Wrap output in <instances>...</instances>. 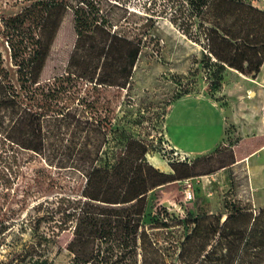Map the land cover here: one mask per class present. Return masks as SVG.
<instances>
[{
	"label": "trees",
	"instance_id": "1",
	"mask_svg": "<svg viewBox=\"0 0 264 264\" xmlns=\"http://www.w3.org/2000/svg\"><path fill=\"white\" fill-rule=\"evenodd\" d=\"M71 1L20 0L19 11L0 19V37L10 63L9 67L0 51V139L22 151L41 155L45 149L43 119L51 113L62 114L56 87L46 90L32 80V67L41 58L40 31L51 10L61 5L71 10L76 45L84 49L76 56L86 67L97 59L93 68L100 71V77L119 49L120 81L105 73L100 83L126 87L146 45L112 32L99 0ZM172 1L200 17L198 28L206 32L208 53L215 59L208 63L215 68L212 87L219 88L228 69L257 77L264 63L263 9L250 0ZM148 151L145 142L125 133L118 150L90 167L77 195L46 198L38 204L43 209L35 218L39 247L22 245L17 251L13 241L11 258H0V264H51L47 245L40 248L43 242L67 249L72 255L69 264H264V205L255 209L249 199L245 205L240 200H225L220 212H197L183 218H164L157 212L145 224L150 191L213 173L231 163L233 154L229 160L210 164L213 154L221 151L218 147L192 161L172 162V170L165 172L147 161ZM234 183L232 178L231 192ZM43 222L54 226L52 235L39 232ZM8 228L0 219V249L11 234Z\"/></svg>",
	"mask_w": 264,
	"mask_h": 264
},
{
	"label": "rangeland",
	"instance_id": "2",
	"mask_svg": "<svg viewBox=\"0 0 264 264\" xmlns=\"http://www.w3.org/2000/svg\"><path fill=\"white\" fill-rule=\"evenodd\" d=\"M250 1L258 8H264V0ZM99 2L110 18L112 32L140 39L146 45L126 87L103 84L100 78H105V73L116 82L120 81L119 49L112 53L107 61L109 66L101 71L100 77V71L93 68L97 59L91 67H86L83 59L80 61L76 56L84 49H78L76 45L71 10L61 5L46 15L40 31L41 58L32 67V80L45 85L46 90L56 87L60 92L62 114L51 113L43 119L45 149L41 155L22 151L0 139V219L5 220L8 230H12L0 249V258L4 260L12 256L10 246L13 241L14 246L18 244L17 251L22 245L39 247L35 218L42 215L43 209L37 207L38 204L46 198L77 195L90 167L96 162L103 163L111 152L118 150L125 133L148 145L147 161L159 170L172 162L192 161L200 156L190 157L170 147L166 134L168 123L171 124L176 114L185 109H195L201 118L205 114L217 118V113L209 104L195 98L176 103V109L170 113L176 101L174 97L206 95L217 101L236 100L238 91L248 86L239 75L243 73L228 69L223 73L219 88L212 87L215 68L208 63L215 59L208 53L206 32L198 28L200 17L191 16L188 8L179 7L172 0ZM21 5L20 0H0V19L2 15L19 11ZM0 51L10 67L9 51L1 37ZM200 125L198 121L194 130L199 131ZM206 132V136L213 134L210 129ZM230 133L233 134L232 128ZM232 134L228 142L234 148L225 146L230 150L223 151L220 147L221 151L213 154L210 164L229 160L236 150L248 152L245 139ZM197 137L191 142L193 150L201 143ZM244 167L238 165L233 170L235 189L232 192L231 186H226L224 181L219 183L218 179L206 177L195 184L184 181L153 189L148 194L145 224H149L157 212L164 218L220 212L224 201L232 199L240 200L241 205L249 199L255 209L260 208L264 205V187L251 190ZM53 229V225L44 222L39 225V232L52 235ZM169 238L173 239L172 236ZM45 245L51 264H69L72 255L67 249H59V244L53 242H43L40 248Z\"/></svg>",
	"mask_w": 264,
	"mask_h": 264
},
{
	"label": "crops",
	"instance_id": "3",
	"mask_svg": "<svg viewBox=\"0 0 264 264\" xmlns=\"http://www.w3.org/2000/svg\"><path fill=\"white\" fill-rule=\"evenodd\" d=\"M264 5V2H263ZM264 9V8H263ZM232 73V72H231ZM234 74V73H232ZM237 78L238 76L234 74ZM243 81L248 82V86H244L238 91V99L234 100H214L206 95H185L180 97L173 104L170 113L176 109L175 104L186 101L189 98L200 99L209 104L217 113V118L212 114L201 118L197 112L191 110H183L176 114V119L167 126V137L171 144L170 147L176 149L178 153L185 154L190 157L194 155H209L218 147H223L222 150H230L225 146H230V138L232 133H228L227 129L233 125V134L241 140L247 142L248 152L236 150L234 159L231 163L219 168L213 173L204 174L186 178L180 181L171 182L160 187H169L179 185L184 181L196 183L200 178L206 177L210 179H218V182L224 181L225 185L230 188L232 185L233 170L236 166H245L249 178V187L253 191L262 190L264 187V63L260 73L256 78L239 74ZM239 79V78H238ZM254 95H251V94ZM196 113V114H195ZM169 117V114H168ZM200 122L199 131H195V124ZM171 128H173L171 130ZM206 129L213 131L212 135L206 136ZM175 133H173V132ZM201 142L197 150L191 148V142L194 138ZM190 142H187V141ZM236 148V147H235ZM165 172H170V165L162 168ZM217 181V180H216ZM217 182V183H218ZM219 182V183H220ZM213 183V182H212ZM230 183V184H229ZM229 184V185H227ZM213 187L216 185L212 184ZM222 185V184H221ZM218 189V187H216ZM232 190V186L230 188Z\"/></svg>",
	"mask_w": 264,
	"mask_h": 264
}]
</instances>
